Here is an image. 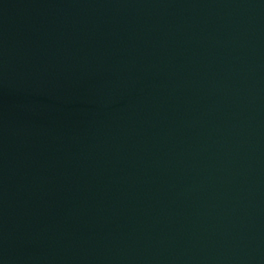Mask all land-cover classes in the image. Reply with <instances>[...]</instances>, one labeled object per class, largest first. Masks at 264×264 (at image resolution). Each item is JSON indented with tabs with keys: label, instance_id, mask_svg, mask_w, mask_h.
Masks as SVG:
<instances>
[{
	"label": "water",
	"instance_id": "95a60500",
	"mask_svg": "<svg viewBox=\"0 0 264 264\" xmlns=\"http://www.w3.org/2000/svg\"><path fill=\"white\" fill-rule=\"evenodd\" d=\"M0 264H264V0H0Z\"/></svg>",
	"mask_w": 264,
	"mask_h": 264
}]
</instances>
